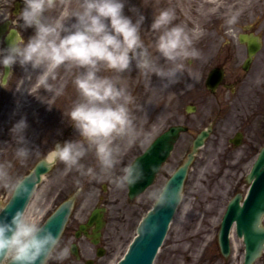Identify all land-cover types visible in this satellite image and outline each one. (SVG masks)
<instances>
[{"label":"clouds","instance_id":"9594fccd","mask_svg":"<svg viewBox=\"0 0 264 264\" xmlns=\"http://www.w3.org/2000/svg\"><path fill=\"white\" fill-rule=\"evenodd\" d=\"M126 3L128 0H79L71 11L54 12L61 8L59 0H23L17 16L22 29L32 26L34 33L25 39L20 31L7 47H0V84L14 76L5 68L19 63L26 80L35 75L37 89L43 87L59 95L64 88L57 84L58 70L72 73L76 95L64 114L77 134L75 138L57 141L43 153L42 161L48 166L63 162L65 174L77 170L78 185L82 183L80 177L99 179L107 174L116 186L131 187L145 176L142 163L135 159L124 164L118 174L113 171L120 160L121 141L133 145L148 139V133L136 122V97L120 83V74L135 67L146 84L155 74L167 88L180 81L190 58L201 56L192 30L183 22H174L173 7H162L152 14L153 38L146 41V14L136 5L131 6L135 15L127 14ZM239 19V10L229 9L223 23L234 26ZM27 90L36 95L35 89ZM36 96L51 108L47 99ZM28 126L27 117L23 116L10 130L15 156L21 164L27 163L34 152L40 153L38 147L30 146ZM89 151L94 152V165L83 162ZM152 171L157 173L159 165L153 164ZM0 184L16 196L30 198L34 194L27 178L13 175L5 164H0ZM148 197L157 205L171 206L183 194L180 187L164 183L151 190ZM158 227V223L146 222L141 230L155 232ZM255 227L264 230V210L258 212ZM72 254L71 241L64 240L62 230L55 233L39 216L25 209H17L10 220L7 215L0 216V264H50L53 260L62 264Z\"/></svg>","mask_w":264,"mask_h":264},{"label":"rangeland","instance_id":"374dc122","mask_svg":"<svg viewBox=\"0 0 264 264\" xmlns=\"http://www.w3.org/2000/svg\"><path fill=\"white\" fill-rule=\"evenodd\" d=\"M78 2L79 0H71L69 11ZM132 5H136L146 14L143 29L146 41L153 38L150 30L152 14L159 8L173 7L176 12L174 22H183L192 30L194 44L200 49L201 56L190 58L186 62V68L180 79V95H176L177 92L173 89L178 82L165 88L160 77L153 74L151 83L146 84L135 67L120 74V83L136 97V106L133 107L136 122L142 131L148 133V139L143 144L137 142L133 145H126L121 141L122 151L120 160L113 170L114 174H118L124 164L141 153L164 129V126L170 124L169 119L177 109L178 100L182 106V118H185L184 107L193 99L191 88L203 75L204 63L212 59L211 51L218 46L215 41L235 40V34L246 24H253L254 29L264 34V0H219L215 5L208 0H128L125 12L134 16L131 11ZM229 9H238L240 12V19L234 26L223 23L225 13ZM229 27L232 28L231 32L228 31ZM71 78L72 73L69 71V79L66 82ZM75 94L74 92L69 94L72 100ZM72 100L67 102V110L71 107ZM154 118L155 121L151 123ZM149 125L150 129H148ZM194 135V130L182 134L173 156L156 182L132 202L128 200V187H118L111 181L107 189L102 188V183L108 184L110 181L107 174L101 177L100 182H94L95 179L88 177H80L82 183L78 185L75 179L79 176V172L73 169L65 174L63 172L65 165L59 162L45 176L27 211L39 216L43 222L61 201L76 196L77 203L72 218L82 221L99 201L105 202L109 207L105 237L109 249H113L107 257L106 264H116L136 234L139 221L154 203L148 197V193L165 183L169 173L190 148ZM223 144L224 142L221 141L220 147L216 149L210 141L200 150L190 172L183 201L155 264H243L244 242L236 232H233L231 240L232 254L227 258L222 256L216 239L227 201L236 193L233 185L237 184L234 180L236 176L228 174V171L226 174L218 175L221 170L218 154L222 151ZM49 145H52L50 141ZM38 155L40 156V153ZM83 162L86 165H94L96 163L94 152L89 151ZM248 167L249 165H246L244 168L243 175L248 171ZM238 188L239 191H244L243 185ZM11 193L0 184V208L8 201ZM74 239L73 234L71 241ZM79 245L84 255L93 254V244L87 238H80ZM50 264H60V262L53 260ZM62 264L82 263L71 255ZM254 264H264V252Z\"/></svg>","mask_w":264,"mask_h":264},{"label":"flooded vegetation","instance_id":"af4514ba","mask_svg":"<svg viewBox=\"0 0 264 264\" xmlns=\"http://www.w3.org/2000/svg\"><path fill=\"white\" fill-rule=\"evenodd\" d=\"M59 2L61 8L54 12L69 11L71 0ZM22 7L23 0H0V47H7L20 31H23L25 39L34 33L32 26L22 29L17 16ZM262 37L260 49L250 60L247 44L234 40L215 41L218 46L211 51L212 59L204 63L203 75L191 88L193 99L184 107L185 118H182V106L178 100L177 109L169 119L170 124L162 130L171 125L184 124L188 127L187 132L195 131V137L201 129L211 126L207 143L212 141L217 149L220 142H224L222 151L218 154L221 169L218 175L226 174V171L234 174L237 182L233 185L235 190L246 183V178L242 177L244 168L254 161L264 144V34ZM215 69L222 72L223 77L215 89L211 90L206 80ZM58 71L57 84L63 85L64 91L54 95L43 87L36 88L35 75L30 81L26 80L23 77L25 70L19 63L5 68L6 73L14 76L6 79L5 84H0V164H5L13 175L25 174L42 159L43 153L53 143L75 138L77 134V130L64 114L67 111V102L72 100L69 94L75 93L72 78L66 82L69 71L63 68ZM28 88L35 89L36 95L47 99L52 104L51 108L47 102H42L35 94L30 93ZM173 89L176 90V95H180V81ZM23 116L29 122L26 135L30 146L40 149V156L34 152L25 164H21L15 156V141L10 131L13 124ZM154 121L155 118L150 122ZM150 128L149 125L148 129ZM49 141L52 145H49ZM186 153L177 164L184 161ZM1 187L4 188L2 184ZM107 210L106 207L105 212ZM87 219L88 217L83 222ZM83 222L71 218L63 234L66 242L72 239ZM88 231L92 233L93 229L89 228ZM88 240L91 241L92 238L88 237ZM112 251L103 230L101 242L94 245L93 254L81 256L79 261L82 264L86 260H90L92 264H106Z\"/></svg>","mask_w":264,"mask_h":264},{"label":"water","instance_id":"95a60500","mask_svg":"<svg viewBox=\"0 0 264 264\" xmlns=\"http://www.w3.org/2000/svg\"><path fill=\"white\" fill-rule=\"evenodd\" d=\"M241 41H247L249 44L250 56L258 49L259 36L255 34H240ZM217 79L214 78L213 81ZM185 127L173 126L168 131L157 137L149 146L148 150L137 156L135 160H139L145 170V176L136 184L129 187V196L134 198L143 192L153 181L156 173L152 171V165H159L167 159L174 143L177 140L179 133ZM209 129L202 130L194 140L192 151L189 152L187 160L179 166L168 178L166 183L172 187L183 189L184 181L190 164L194 159V155L198 148L203 145L205 138L209 135ZM50 166L40 161L35 168L27 174V183L34 189L42 180L44 173L48 172ZM52 171V170H51ZM249 179L252 181L249 192L243 203L240 202L241 194H237L230 202L227 211L223 217L219 232V241L225 255L230 252L229 232L234 221H236V229L239 236L244 237L245 242V260L244 264H253L255 259L261 255L264 248V230H257L255 224L257 222V214L260 210H264V147L262 148L258 158L256 159L253 168L249 174ZM31 197L19 196L12 194L9 201L0 210V216L7 215L10 220L11 215L17 209H25ZM73 199H69L60 204V206L46 219L43 223L46 227L51 228L55 233L65 227L69 214L72 209ZM77 203V200H76ZM180 201L169 206L167 204H154L147 214L142 218L137 228V235L130 243L124 257L120 259L118 264H153L154 258L162 245L163 240L169 228V224L176 212ZM149 225L153 222L158 223L159 227L155 232L142 231L143 223ZM96 224L93 241L98 242L100 229L104 225L103 212L101 210L93 211L88 225ZM81 228L86 230V226ZM79 236L80 233L78 232ZM233 249V248H232ZM73 252L78 255L76 244L73 245ZM232 254V253H231ZM231 256V255H230Z\"/></svg>","mask_w":264,"mask_h":264},{"label":"bare ground","instance_id":"6f19581e","mask_svg":"<svg viewBox=\"0 0 264 264\" xmlns=\"http://www.w3.org/2000/svg\"><path fill=\"white\" fill-rule=\"evenodd\" d=\"M210 3H212L213 5L217 4L219 0H208Z\"/></svg>","mask_w":264,"mask_h":264}]
</instances>
